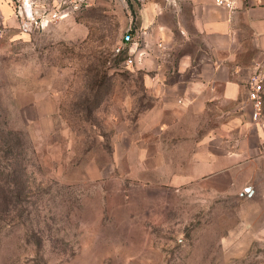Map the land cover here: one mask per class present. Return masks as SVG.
Returning <instances> with one entry per match:
<instances>
[{
    "label": "rangeland",
    "instance_id": "1",
    "mask_svg": "<svg viewBox=\"0 0 264 264\" xmlns=\"http://www.w3.org/2000/svg\"><path fill=\"white\" fill-rule=\"evenodd\" d=\"M166 2L177 7L178 0ZM142 4L103 1L30 32L4 31L0 264H264V169L247 178L252 196L173 178L188 172L193 150L189 138L180 142V111L141 114L159 102L134 60L129 69L124 61L100 64L101 55L131 42L123 36L133 34ZM193 46L195 64L213 62L201 42ZM242 52L230 61L217 53L218 71L237 76ZM95 66L107 72L99 104L89 89ZM220 107L207 109L194 134L217 124ZM161 123L169 125L158 135L162 154L145 163Z\"/></svg>",
    "mask_w": 264,
    "mask_h": 264
},
{
    "label": "crops",
    "instance_id": "2",
    "mask_svg": "<svg viewBox=\"0 0 264 264\" xmlns=\"http://www.w3.org/2000/svg\"><path fill=\"white\" fill-rule=\"evenodd\" d=\"M103 1L110 0H97L95 5ZM140 1L143 4L138 25L132 30V41L127 44L128 54L134 60V68L145 72L144 85L159 102L158 108L145 109L141 114L180 111V142L189 138L193 146L188 172L178 170L171 176L180 180L207 179L209 193L244 196L247 185L255 193V185L247 178L264 169V85L262 116L254 121L247 80L257 65L261 64L264 71V0H237L231 11L214 0H178L177 7L166 0ZM0 10L4 31L19 30L24 20L19 0H0ZM194 41L203 44V52H208L213 62L194 63ZM240 49L243 52L238 56H243L242 61L235 65L238 75L218 71L223 61L217 59V53L230 61ZM195 65L199 67L193 71ZM204 66H211L210 71L205 73ZM218 82L221 89L216 91ZM218 102L223 107L217 124L194 134L200 117L207 109L217 108ZM232 102L234 108L227 109ZM168 126L161 123L154 133L157 136L147 142L150 147L146 149L145 163L162 154L158 147H162L163 138L158 135ZM152 127L153 124L148 125L145 133ZM158 166L155 163L154 167ZM221 178L226 184L217 186Z\"/></svg>",
    "mask_w": 264,
    "mask_h": 264
},
{
    "label": "built area",
    "instance_id": "3",
    "mask_svg": "<svg viewBox=\"0 0 264 264\" xmlns=\"http://www.w3.org/2000/svg\"><path fill=\"white\" fill-rule=\"evenodd\" d=\"M97 0H19V8L22 11L24 20L20 26L21 31L30 32L33 28H43L49 23H54L72 15L80 8L94 6ZM219 6L228 10L236 8L237 0H214ZM4 33L3 17L0 10V39ZM133 37L132 32L128 30L124 36V42H129ZM132 41V40H131ZM119 50V47L116 49ZM126 65L133 63L132 57H127L124 61ZM263 85L264 71L261 64L257 65L256 70L252 72L247 80V97L251 105V117L254 121L262 116L263 110ZM246 196H252L254 189L251 185L243 188Z\"/></svg>",
    "mask_w": 264,
    "mask_h": 264
},
{
    "label": "trees",
    "instance_id": "4",
    "mask_svg": "<svg viewBox=\"0 0 264 264\" xmlns=\"http://www.w3.org/2000/svg\"><path fill=\"white\" fill-rule=\"evenodd\" d=\"M93 7H96V5L94 6H90L88 8H93ZM87 8H80V9H77V11H75L74 13V17L82 12L83 10H85ZM114 53V52H113ZM128 56V48L127 46H124V48H122L121 50L119 49L117 53H114V56L110 57V53H105L103 55L100 56V64L103 66L104 63L106 62V60H110L111 62V65L108 66L107 68H117L119 65V62L120 61H125L126 58ZM125 68H130L128 65H124ZM90 70L94 71V75L93 77L90 79V86H89V89L90 91H92L94 88H96V93H95V103L96 104H99L103 98L106 96V93L108 90H105L104 91V95H101L99 93V90H103L104 88H108V86L106 85L107 84V72L106 70H103V69H100V67L98 66H95L93 68H91ZM135 71L139 72L140 75V82L142 84V86L145 87L144 85V76H145V72L143 70H140V69H135ZM107 86V87H106ZM146 88V87H145ZM89 102V101H87Z\"/></svg>",
    "mask_w": 264,
    "mask_h": 264
}]
</instances>
